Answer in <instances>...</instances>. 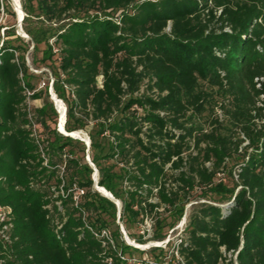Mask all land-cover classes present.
Segmentation results:
<instances>
[{"label": "trees", "instance_id": "trees-1", "mask_svg": "<svg viewBox=\"0 0 264 264\" xmlns=\"http://www.w3.org/2000/svg\"><path fill=\"white\" fill-rule=\"evenodd\" d=\"M19 2L28 45L16 38L56 63L64 130L87 132L118 219L157 214L152 236H129L163 240L158 208L179 219L192 202L178 241L147 252L264 264V0ZM20 49L0 46V205L10 209L0 264H162L128 262L117 230L100 235L116 205L93 188L83 141L56 130L48 82L37 89ZM43 95L31 114L28 100Z\"/></svg>", "mask_w": 264, "mask_h": 264}, {"label": "rangeland", "instance_id": "rangeland-1", "mask_svg": "<svg viewBox=\"0 0 264 264\" xmlns=\"http://www.w3.org/2000/svg\"><path fill=\"white\" fill-rule=\"evenodd\" d=\"M3 2L7 3L9 11H7L5 5H4V7L0 6V46L2 45V42L4 39L10 40L14 45L21 46L22 49H20L17 52V54L19 56L23 55L25 62L28 65L30 71H32L33 74H35V76L32 78V82L37 86V89L41 88L44 90L45 82H48V84H50L51 80L53 79L52 72L56 68V63L55 62L53 63V61H51V62L50 61H46V62L42 61L41 59H42L43 54L41 53V51H39V50L34 51L32 44H29V46H26V45L22 44L21 40L16 38V35H19L21 38L24 39V42L27 43V45H28V42H27L28 41V35L25 33V31L22 28V21L21 22L18 21L19 20L18 14L14 10L12 1L11 0H3ZM11 11H13V13H11ZM23 35H25L26 37ZM52 90H53V88H52ZM47 94H48V99L52 102V106L57 113L55 119H56V130L58 131L59 115H58V112H57V109H56V106H55L53 100H51V98H50L49 87L47 88ZM52 94L54 96L56 95L54 93V91L52 92ZM44 97L45 96L43 95L42 97L28 100V102H27L28 110L30 111L31 114L34 112L35 108L43 105V103L45 101ZM55 97L57 99H60L57 96H55ZM55 101L60 103V105H59L56 102V104L58 106H60V109H61L60 113L61 114L64 113L63 109H62L63 108L62 102L59 100H55ZM89 128H90V125L87 126V130ZM77 131H79V134H80L79 137L80 138L84 139L85 141H88V139H89L88 134L85 130L82 129V130H77ZM63 133H61V134H63ZM63 135H65V133ZM72 138L79 139L77 137H72ZM84 140H83V143L86 147V150L84 152V159L93 169V172L91 174V177H92L93 173H94L95 165L90 160V156H89V152H88L89 145H86ZM77 154H78V152H77ZM79 154H81V153H79ZM87 158H89V161L87 160ZM93 188H94V186H93ZM104 190L108 191L106 188ZM75 191H76V189H75ZM119 203H120V201H119ZM191 203L192 202H188L185 204L183 214L179 219H178V216H176V215L171 217L169 212L163 210V208H161V207L158 208V210H157L158 211L157 213H159L158 216L160 218H164V220H166V225L163 227V232H165L166 234H165V238L163 240H147L144 243H139V242L135 241L132 237H130L129 233L134 235V236H136L138 233L143 234L142 238H144V239L152 236V234L155 230L152 224H153L154 218L157 216V214L153 213L152 215L144 216L143 221L136 223V224L123 223L118 219L119 218L118 213H120L121 204H120L119 208L116 206L117 212H116L115 223H110V226L108 227L107 231L112 232L114 230H117L120 233V235H116L114 237L115 238L114 243H116V242L118 244L124 243V244L130 245L132 247L131 249H129V248L124 249L125 253L123 254V256L125 258H132L134 260L132 262H141L142 260H144V261L151 263V262H154L155 260H161V261L163 260L162 264H175L176 263L175 259L171 260V261L169 260L170 257H169L168 252H164V254H158V251H156L154 253H150V252H147V250H148V248L153 247V246H160L163 248H167V247H165V245L168 241H169L168 244H170L173 241H174V243L178 241L177 237H179L183 233L182 231L186 225L187 216H188L189 211H190V204ZM169 224L170 225L172 224V225L169 226Z\"/></svg>", "mask_w": 264, "mask_h": 264}, {"label": "built area", "instance_id": "built-area-1", "mask_svg": "<svg viewBox=\"0 0 264 264\" xmlns=\"http://www.w3.org/2000/svg\"><path fill=\"white\" fill-rule=\"evenodd\" d=\"M14 7V6H13ZM19 18V17H18ZM53 80V79H52ZM52 80H51V82H50V84H48L49 86V92L51 91V92H53V90H52ZM28 93H30V92H28ZM56 96V95H55ZM55 100H59V101H61L62 102V104H63V112H64V114H65V111H66V106H65V104H64V102L61 100V99H54L53 100V102H54V104H55V106H56V109H57V112H58V115H59V117H60V115H61V109H60V106H58L57 104H56V101ZM32 136L35 138V140H36V142H37V144H38V146H39V150L41 151V153H42V156H43V158H44V164L46 165L47 164V160H46V158L44 157V155H43V146H42V144L39 142V132H38V130H37V127H36V125L35 124H33L32 125ZM62 167H61V174H62ZM61 174H60V177H62L61 176ZM62 186L60 185V188H61ZM62 190V189H61ZM83 192V190H81V189H78V188H76V191L74 190V200L77 202V200H78V196L81 194ZM10 211V209H9V207L8 206H1L0 205V236L1 237H4V238H6L7 239V236H6V232L8 231V229H9V227H10V224L9 223H4L5 222V220H7V214H8V212ZM101 236L102 235H104L105 237H108V235H109V232L107 231V230H102L101 231V234H100ZM119 256L122 258V259H126L128 262H132V261H134L132 258H125L124 256H122V255H120V253H119Z\"/></svg>", "mask_w": 264, "mask_h": 264}, {"label": "water", "instance_id": "water-1", "mask_svg": "<svg viewBox=\"0 0 264 264\" xmlns=\"http://www.w3.org/2000/svg\"><path fill=\"white\" fill-rule=\"evenodd\" d=\"M11 1H12L13 6H14V10H15L16 12H17V8H20L21 11L23 12L19 0H11ZM24 15H25V14H24V12H23L22 16L19 17V20H18L19 22L22 21ZM23 36H25V35H23ZM25 37H26V36H25ZM49 94H50V98H51V100H54V99L56 98V97L52 94L51 91L49 92ZM64 116H65V114H64ZM64 122H65V118H64V120H63V122H62V127H63V128H64ZM60 126H61V123H60V117H59V119H58V131H59L60 133H63V132L60 130ZM63 134H64V133H63ZM65 135H68V136H71V137H77V138H79V139L82 140V141L84 140V139L80 138L78 135H77V136H73V135H71V134H65ZM84 141H85V140H84ZM85 143H86V145H89V139H88V141H85ZM87 160L89 161V158H87ZM92 179H93V186H94V188H95L99 193H101L103 196H105L106 198H108L109 200H111L113 203H115V205L119 208V207H120V203H119V201H118L117 199H115V198L113 197V195H112L109 191H108V195H106V194H103V193L101 192V190H99V188H102V189H105V188L102 187V186H99L98 183H97V169H96V167H94V173H93ZM118 217H119V213H118Z\"/></svg>", "mask_w": 264, "mask_h": 264}, {"label": "bare ground", "instance_id": "bare-ground-1", "mask_svg": "<svg viewBox=\"0 0 264 264\" xmlns=\"http://www.w3.org/2000/svg\"><path fill=\"white\" fill-rule=\"evenodd\" d=\"M17 14H18V17H21V16H22L23 12L21 11L20 8H17ZM56 102H57V101H56ZM57 103L60 105L59 102H57ZM64 118H65L64 113H62V114L60 115V123H61L60 130H61L62 132H64L65 134H71V135H73V136H77V135L80 136L79 131H73V132L68 133V132H66V131L64 130V128L62 127V122H63ZM61 119H62V120H61ZM99 190H101V192H102L103 194L108 195V191H106V190H104V189H102V188H99Z\"/></svg>", "mask_w": 264, "mask_h": 264}]
</instances>
